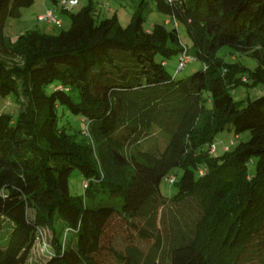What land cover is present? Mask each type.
I'll list each match as a JSON object with an SVG mask.
<instances>
[{"label":"trees","instance_id":"16d2710c","mask_svg":"<svg viewBox=\"0 0 264 264\" xmlns=\"http://www.w3.org/2000/svg\"><path fill=\"white\" fill-rule=\"evenodd\" d=\"M32 1L0 0V55L19 58H0V96L17 103L15 113L0 112V231L10 225L0 264H24L40 226L54 235L43 264H136L135 246L105 250L111 224L128 241L153 243L147 264H264V94L232 97L238 86L264 85V0H149L184 24L202 63L178 79L163 63L182 50L176 28H145V0L125 25L86 0L59 10L65 30L5 35L6 20ZM221 47L248 50L257 64L226 62ZM58 106L86 132L59 124ZM153 124L168 135L163 148L127 156L124 143ZM223 130L235 140L213 155ZM173 169L174 192L164 194L160 181ZM72 170L86 180L80 195L68 192Z\"/></svg>","mask_w":264,"mask_h":264},{"label":"rangeland","instance_id":"374dc122","mask_svg":"<svg viewBox=\"0 0 264 264\" xmlns=\"http://www.w3.org/2000/svg\"><path fill=\"white\" fill-rule=\"evenodd\" d=\"M59 1L60 0H33L30 6L21 8L19 17L8 18L6 20L4 26V33L13 39L17 37L19 33L29 28H38L49 34H55L60 30L67 29L69 20L66 14L59 13V25L46 22H39L35 20V13L41 8H43V11L45 10V8L55 6L60 9V6L58 5ZM107 1V3L110 4L107 7L108 9H111V12L107 13L106 7V10H103L100 16L110 15L112 12H115L117 14L119 24L125 25L128 22L129 17L133 12L136 4L140 0ZM54 3H56V5H54ZM85 3H87L86 0H79V3L75 5V0V3L69 6V10L71 12H75L81 7V5ZM142 11V15L144 16L143 26L145 28H149L152 23H165L164 21H168L165 23L168 27L173 25L172 22L169 20V17L157 12L154 8L153 3L149 0L144 1V8ZM173 26L176 28L180 44L186 46L187 54L193 59H190L183 67L177 70V55H174L170 58L165 59V68L166 71L176 79L185 78L189 76L193 71L200 69L202 63L200 60L193 57L191 42L188 35L186 34L184 24L181 22H175V25ZM247 51L245 52V54H241L231 51L227 47H221L217 50L216 55L221 57L226 62L239 61L246 68L251 70L257 64V60L254 57L247 56ZM262 53L264 55V49L262 50ZM0 58L4 59L6 62L19 63L18 57L0 55ZM155 58L159 59L160 57L156 55ZM54 83L55 82L46 84L45 91L47 93L50 92ZM260 94H264V85L249 89H245L242 86H238L234 89L232 97L234 100H241L245 97L254 98ZM16 109L17 103L15 102L11 94L0 96V112L15 113ZM57 112L59 114L58 123L63 124V126H68V131L84 129L85 122L78 115L71 114L63 106H58ZM116 136L119 137V135ZM247 137L248 132H243L239 135V139L242 140H245ZM167 138L168 135L164 132V130H162V128L158 125L153 124L146 130V133L137 142H133L129 145L124 143L123 152L127 156H130L137 151H160L165 145ZM229 140H235L232 131L223 130L219 132L216 136V139L213 141L215 146V151L213 152V155H219L221 153L222 147L226 145ZM208 152L210 151L208 150ZM248 169L252 170V164H249ZM175 172H177L176 169L171 170L168 176H174ZM166 178L167 177L165 176L162 177L159 184V188L164 194H172L174 192V187L167 181ZM80 181L81 176L77 173L76 170H72L67 178V188L69 194L75 196L80 195L82 193ZM32 213L33 212L31 210H28L29 218H31ZM54 226L58 228L59 221H55ZM118 228L119 227L114 226L113 224L109 225L106 231V235L103 238V243L106 251H108L106 249V246H109L110 248L118 251H123L126 246H135L138 250L136 254V264H147L148 262L154 259L153 243H151L150 241L142 240L136 242L130 240V242L127 240L126 235L117 234L116 230L118 231ZM9 229L10 225L4 222L3 227L0 231V249H2L5 243V239ZM53 236L54 235L49 227L40 226L39 228H37L34 234V240L28 251L27 258L24 264H43L49 258L53 251L51 243V239L53 238ZM58 238L63 243V241H67L70 236L69 234L64 233V230H62L58 232ZM108 258H110V256Z\"/></svg>","mask_w":264,"mask_h":264},{"label":"built area","instance_id":"2783aa9c","mask_svg":"<svg viewBox=\"0 0 264 264\" xmlns=\"http://www.w3.org/2000/svg\"><path fill=\"white\" fill-rule=\"evenodd\" d=\"M58 3H59L58 5L60 6V9H66L67 10L69 8V6H71L72 4L75 3V0H60ZM35 20L39 21V22L52 23L55 25L60 24L59 16L52 8L46 9L42 13L37 14L35 16ZM170 21L172 22L173 25H175L174 20H170ZM166 22H168V21H165V23ZM190 59H193V58L187 54L186 46L182 45V50L177 54V70L180 69L181 67H183ZM83 132L84 133L86 132L85 128H84ZM229 142L231 143V141H229ZM213 149H214V146L211 145L209 148V151L212 152ZM199 173H201V172L199 171ZM166 179L170 183L173 180V176L169 175ZM80 185H81V188L85 187L86 186V180L82 179L80 181Z\"/></svg>","mask_w":264,"mask_h":264},{"label":"crops","instance_id":"0c3cea01","mask_svg":"<svg viewBox=\"0 0 264 264\" xmlns=\"http://www.w3.org/2000/svg\"><path fill=\"white\" fill-rule=\"evenodd\" d=\"M108 1L107 0H95V4H94V10H95V12L97 13V15L98 16H100V14H102V11L103 10H106V7L107 6H109L110 4L109 3H107ZM79 3V0H76V4L75 5H77ZM86 4V3H85ZM85 4H83V5H85ZM83 5H81V7L83 6ZM105 6V7H104ZM50 8H52L57 14H58V16H59V10L60 9H58V7L57 6H55V7H50ZM110 8V7H109ZM46 9H49V7L48 8H45V10ZM68 10H69V8H68ZM70 11V10H69ZM43 12V8H41V9H39V11H37L36 13H35V16L37 15V14H40V13H42ZM106 12L107 13H110L111 12V9H108V7H107V10H106ZM112 13H115V12H112ZM111 13V14H112ZM115 15H116V17H117V14L115 13ZM118 18V17H117ZM130 18V17H129ZM165 22V21H164ZM5 34V33H4ZM6 35V34H5ZM163 63H164V65H165V62L163 61Z\"/></svg>","mask_w":264,"mask_h":264}]
</instances>
